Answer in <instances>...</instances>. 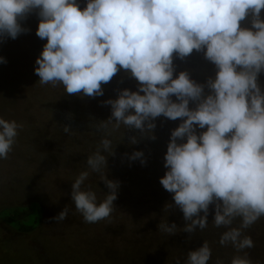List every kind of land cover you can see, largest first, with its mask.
Listing matches in <instances>:
<instances>
[{"label":"clouds","instance_id":"9594fccd","mask_svg":"<svg viewBox=\"0 0 264 264\" xmlns=\"http://www.w3.org/2000/svg\"><path fill=\"white\" fill-rule=\"evenodd\" d=\"M262 10L264 0H86L83 8L78 0H0V41L27 31L21 21L30 13L40 18L36 35L46 43L35 73L41 85L62 84L69 94L102 96V83L112 79L118 66L138 82L137 90L119 89L115 99L104 101L111 105V116L94 122L104 135L70 194L85 222L110 217L117 198L119 184L105 171L115 147L112 132L123 127L151 135L155 119L163 115L173 121L183 118L171 131L164 156L167 171L160 178L173 194L169 209L183 213V232L206 228L214 205L212 222L226 229L220 244H231L238 252L254 247L243 232L264 217ZM193 50L215 65V74L204 83L187 71L174 77L173 54L182 60ZM0 63H6L3 56ZM21 128L0 117V159H7ZM63 130L70 133L72 127L65 124ZM136 142V137L130 139ZM129 159L146 162L141 150ZM90 173H98L109 189L103 201L84 187ZM68 213L65 207L55 221L66 220ZM237 218L239 226L231 227ZM158 227L169 235L177 231L174 222ZM210 258L203 243L188 252L186 264H208ZM233 264L248 261L237 257Z\"/></svg>","mask_w":264,"mask_h":264},{"label":"rangeland","instance_id":"374dc122","mask_svg":"<svg viewBox=\"0 0 264 264\" xmlns=\"http://www.w3.org/2000/svg\"><path fill=\"white\" fill-rule=\"evenodd\" d=\"M23 26L28 32L0 41V56L6 59L0 63V117L22 125L7 159H0V264H186L188 252L203 243L211 251L208 264H233L237 257L264 264V217L244 230L254 247L240 252L220 244L226 229L213 224L214 205L209 206L207 227L189 235L183 232L182 211L168 207L173 194L151 173L154 165H161L160 156H148L143 164L129 159L140 150L136 143L144 145L153 135L170 137L183 118L173 121L161 115L151 135L123 127L112 132L115 147L107 155L105 171L119 184L117 198L110 217L85 222L71 201V184L87 170L86 159L104 135L92 134H98L91 131L94 122L108 119L111 109L67 104L65 95L71 94L62 84L41 85L35 48L42 45L33 41V23L26 19ZM259 80L264 82V76ZM86 112H98L97 120ZM65 124L72 131L59 133ZM84 187L95 191L98 201L109 191L98 173H90ZM65 207L67 219L56 222L54 217ZM173 222L176 234L159 230L160 223ZM239 224L237 218L231 227Z\"/></svg>","mask_w":264,"mask_h":264},{"label":"trees","instance_id":"16d2710c","mask_svg":"<svg viewBox=\"0 0 264 264\" xmlns=\"http://www.w3.org/2000/svg\"><path fill=\"white\" fill-rule=\"evenodd\" d=\"M79 2V6L81 8L86 6V0H78ZM262 17H264V10H262ZM27 20H30L33 23V27H32V32L34 33L33 38H34V42H36V46L38 45H42L41 47L35 48V53L37 56L40 55V53L42 52L43 46L46 43V40H42L40 39L37 35H36V30L38 27V23L40 18L37 16V14L35 12L30 13L27 18ZM26 19H24L23 21H21L22 24H24V22L26 21ZM246 23V21H242L241 24L242 26ZM27 29V28H26ZM28 32V31H27ZM38 41V42H37ZM174 55V60L173 63L175 65V72H174V77L181 71H187L190 75V77L200 83H204L207 78L209 76H213L215 74L216 68L215 65L213 63H211L210 61H208L207 59H205L203 52H197L196 50H193V52L186 58L184 59H179L178 57H176L175 53ZM118 71L117 73L112 77V79L107 83V84H103L102 83V88L104 89V94L102 96H97V97H88V96H82L80 94H71V95H65L66 96V102L67 104H69V102L72 103V105H74V103L77 104V106L80 105V103H82L81 107H100V105H104L105 109L110 110L111 109V105L104 103V101L108 100L109 98L111 99H115L118 95V90L119 89H123V88H129L133 91L137 90V85L138 82L136 81L135 78H133L129 72H127L126 70L119 68L118 66ZM264 76V72L260 73L259 78ZM205 91L207 92L208 90L205 89ZM173 100H175V96L172 97ZM190 107H194V105L192 103H190ZM88 110V109H85ZM98 112H96L94 115L86 112V117H91V118H95V120H97L96 118H98L97 115ZM158 119H160V117L156 118V121H158ZM172 125L169 123V126ZM64 127L59 129V133L64 134ZM96 133H92L96 138L100 137V131H97L96 128H94L93 130ZM167 138V135H165ZM165 136H157L155 138H152V140H148L146 144H139L140 145V150L143 152L144 154V160L147 159L148 156H150L153 160L157 159L159 156V159H162L161 161V165L155 166L152 169L151 173H155L154 178L155 180L157 179V184L160 183V178L162 176L165 175L166 171L165 166H164V156L165 153L167 151V145L169 143V140H167L165 138ZM153 154H157V156L155 157ZM138 160V159H137ZM136 162H139L137 161ZM139 165V164H137ZM140 166V165H139ZM160 167V168H158ZM159 181V182H158ZM165 196V194H164Z\"/></svg>","mask_w":264,"mask_h":264}]
</instances>
